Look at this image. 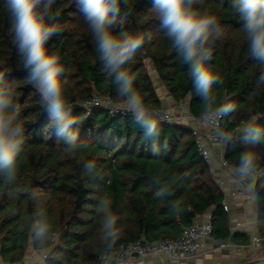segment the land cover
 Returning <instances> with one entry per match:
<instances>
[{
    "label": "trees",
    "instance_id": "obj_1",
    "mask_svg": "<svg viewBox=\"0 0 264 264\" xmlns=\"http://www.w3.org/2000/svg\"><path fill=\"white\" fill-rule=\"evenodd\" d=\"M130 3L133 14L126 19L123 29L151 34V40L130 65L137 74L136 87L153 111L164 106L147 69L149 60L167 95L177 104L186 102L191 116L198 120L201 101L194 93L187 66L180 63L159 21L150 12L151 0H130ZM204 6L218 17L223 33L211 45L210 64L225 81L218 95L222 102L235 103L239 108L232 124L224 127L231 130L257 113L261 116L260 123H264V87L255 85L258 65L247 54L241 25L230 0H205ZM54 10L59 12L60 33L49 41V49L61 57L64 75L69 80L73 115L82 120L75 131L86 147L70 154L52 132L39 96L26 83L11 42L7 17L0 10V71L19 93L28 158L15 189L0 181V260L6 264L24 260L31 246L28 218L36 201L48 213L53 228L48 247L60 256L58 264H101L98 204L104 197L112 200L118 218L116 247L135 241L178 239L183 227L191 226L197 216L209 211H212L213 237L228 240L231 232L224 211L225 196L213 178L210 163L199 155L194 130L181 123H160L157 156L153 154V142L143 138L130 113L113 114L108 108H100L88 114L85 103L95 95L116 105L120 102L110 78L101 70L92 36L73 0H57ZM120 30L118 26L116 31ZM248 109H252L251 114ZM243 148L237 142L225 150L224 158L230 166L237 163ZM83 161L95 164L94 176L85 175ZM162 169L191 173L192 187L178 191L174 197L183 201L185 210L180 214L170 211L168 200L153 197L150 178ZM257 187L264 195V176ZM23 188L34 193L35 198H29ZM259 213L264 216V205ZM258 230L264 236V224ZM33 249L45 254L44 249Z\"/></svg>",
    "mask_w": 264,
    "mask_h": 264
},
{
    "label": "clouds",
    "instance_id": "obj_2",
    "mask_svg": "<svg viewBox=\"0 0 264 264\" xmlns=\"http://www.w3.org/2000/svg\"><path fill=\"white\" fill-rule=\"evenodd\" d=\"M73 3L92 36L101 70L115 88L120 102L117 107L131 114L133 124L146 141L153 142V154L158 156L156 141L160 136V121L165 116L154 113L145 101L136 87L137 74L130 67L136 54L151 40V34L123 29L126 19L133 14L130 0H73ZM230 3L241 25L247 54L258 65L255 85L264 87V0H230ZM55 5L57 0H0V10L7 17L11 42L26 83L39 96L52 132L63 142L67 152L77 154L86 147L75 131L82 120L73 115L69 80L64 75L61 57L49 49V41L60 33L59 12L54 10ZM204 5L205 0H151L150 12L159 21V27L180 63L187 66L192 88L201 101L200 123L211 130L219 147L226 150L237 142L244 146L231 171L255 206L259 227L264 224V216L259 213L260 206L264 205V195L257 187L264 176V123H260L258 113L251 114L252 109H248L251 114L248 119L231 130L224 127L232 124L233 115L239 108L235 103L222 102L218 95V89L225 81L220 71L210 64L213 59L211 45L223 33L218 17ZM118 26L120 31H116ZM18 98L17 89L0 71V181L10 189L16 188L20 170L28 163ZM82 167L86 176L95 175L96 166L92 161H83ZM150 183L154 186L153 197L168 200L172 213L180 214L185 210L183 201L174 197L178 191H188L192 187L190 172L162 169L150 178ZM22 191L29 198H35L27 188ZM98 212L101 260L104 264H112L119 239L118 218L113 212L112 200L101 198ZM28 227L31 246L45 250V264H58L60 256L48 247L53 228L46 209L38 201L28 218Z\"/></svg>",
    "mask_w": 264,
    "mask_h": 264
},
{
    "label": "crops",
    "instance_id": "obj_3",
    "mask_svg": "<svg viewBox=\"0 0 264 264\" xmlns=\"http://www.w3.org/2000/svg\"><path fill=\"white\" fill-rule=\"evenodd\" d=\"M165 97L167 99L170 98L168 96ZM168 100L172 102L173 99L171 97ZM188 116L190 119L183 121L181 117L176 115V122L187 125L194 131H197L200 128L198 122L196 123V119H194L191 114ZM192 118L195 121H192ZM190 120L191 122H189ZM211 152L213 156V160L210 163L211 172L214 180L225 196L224 211L229 219L231 235L235 231H249L252 238L251 245L246 246L240 243L234 244L230 237L228 240L222 241L231 244L225 248H220L216 244V241L218 240L212 237L211 239L206 240L193 259H169L165 256H151L134 258L131 264H264V246L258 248L253 244L254 239L261 236L256 224V208L244 192L242 195L233 194L234 191L240 189V186L232 175L231 169L233 166L229 165V167H224L222 165V159H225V149L214 144L211 147ZM225 206H227L228 209H225ZM206 214L212 215V211L199 216L197 221L203 220ZM235 236V239L238 242L247 239L246 233H237ZM44 255V252L37 251L30 246L24 260L18 264H44ZM0 264L6 263L0 260Z\"/></svg>",
    "mask_w": 264,
    "mask_h": 264
},
{
    "label": "built area",
    "instance_id": "obj_4",
    "mask_svg": "<svg viewBox=\"0 0 264 264\" xmlns=\"http://www.w3.org/2000/svg\"><path fill=\"white\" fill-rule=\"evenodd\" d=\"M182 107L184 103L178 104ZM85 108L88 114L92 113L96 109L108 108L113 114H126L128 113L123 108H118L116 104H113L109 99H103L99 95H95L91 100L85 103ZM154 113H163L165 119L160 123H174L176 122L175 113L172 109L163 106L159 110H154ZM159 119V117H156ZM198 124L200 128L195 132L196 143L199 155L208 163L213 160L211 147L216 144L211 136V130L208 127L203 126L199 119ZM222 165L229 167L228 162L222 159ZM240 186V185H239ZM240 187L239 190L233 192V194H243ZM225 209H228L225 206ZM195 218L194 224L188 227L182 228V235L178 239H163L153 243H144L143 241H135L127 244H122L116 247L113 251L112 264H131L134 258H143L151 256H165L169 259H193L199 252L206 240L213 237V224L212 215L206 214L201 221ZM216 244L220 248L227 247L228 243L222 240L216 241ZM255 247L264 246V236L256 237L253 241ZM44 257V256H43ZM101 264L104 262L101 260Z\"/></svg>",
    "mask_w": 264,
    "mask_h": 264
},
{
    "label": "rangeland",
    "instance_id": "obj_5",
    "mask_svg": "<svg viewBox=\"0 0 264 264\" xmlns=\"http://www.w3.org/2000/svg\"><path fill=\"white\" fill-rule=\"evenodd\" d=\"M146 65H147V69H148V71H149V74H150V76H151V78H152V80H153V82H154V84H155V87H156L157 93H158L159 96L163 99L164 106L167 107V108L172 109V110L174 111V113H175V116L178 115V117H181V119H182L183 121H187V120H189L190 118H189L188 115H190V114H189V107H188L187 103L184 102V105H183L182 107H179V106L177 105V103H174V102H173L174 100H172V102L169 101L168 99H170L171 97L168 98V99L165 97V96H168V95H167V91H166V89H165L163 83L160 81V79H159V77H158V74H157L156 71L154 70V66H153V64H152L149 60H147V61H146ZM168 97H169V96H168ZM166 99H167V100H166ZM182 120H181V121H182ZM192 121H195V120L192 118ZM189 122H191V120H190ZM197 122H198V121L196 120V123H197Z\"/></svg>",
    "mask_w": 264,
    "mask_h": 264
},
{
    "label": "water",
    "instance_id": "obj_6",
    "mask_svg": "<svg viewBox=\"0 0 264 264\" xmlns=\"http://www.w3.org/2000/svg\"><path fill=\"white\" fill-rule=\"evenodd\" d=\"M145 57H147V55H145ZM237 233H246L247 234V239L245 241H241V242H238L236 239H235V235ZM231 241L234 243V244H243V245H246V246H250L251 243H252V238H251V235H250V232L249 231H244V232H241V231H235L232 233L231 235ZM1 254V252H0Z\"/></svg>",
    "mask_w": 264,
    "mask_h": 264
}]
</instances>
